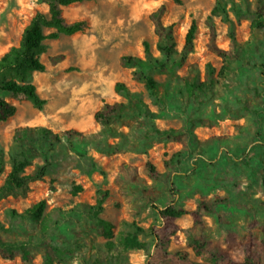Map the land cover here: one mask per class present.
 <instances>
[{
  "label": "rangeland",
  "instance_id": "374dc122",
  "mask_svg": "<svg viewBox=\"0 0 264 264\" xmlns=\"http://www.w3.org/2000/svg\"><path fill=\"white\" fill-rule=\"evenodd\" d=\"M252 1L94 0L65 9L67 21L87 20L89 29L45 42L47 69L34 73L33 83L47 105L37 111L29 101L10 99L17 114L0 123V189L14 159L28 157L27 174L49 162L44 180L32 183L26 197L0 192V235L18 246V256H0V264H45V242L67 251L57 264L243 263L253 242L264 264V30L253 27ZM219 3L232 22L222 14L214 19L217 46L231 53L226 60L208 48L206 20ZM162 5V22L173 26L177 47L171 59L158 48L150 19ZM37 12L48 13L39 0H0V58L19 46ZM192 22L198 28L195 50L183 61ZM123 56L140 63L123 68ZM209 71L216 89L191 96L184 81L205 82ZM134 74L153 77L158 95L151 96ZM118 83L127 90L117 91ZM135 96L144 101L150 120L95 122L104 102L128 103ZM152 127L184 130L185 137L164 141ZM32 129L49 130L61 142H47ZM71 129L87 140L71 144L63 137ZM148 164L159 172L157 180L150 178ZM41 201L47 203L45 215L34 222L26 210ZM201 203L213 207L203 213L202 227L186 215L172 241L150 235L163 208L193 211ZM96 214L113 224V242L137 235L146 249L109 250ZM23 250L31 263L23 260Z\"/></svg>",
  "mask_w": 264,
  "mask_h": 264
},
{
  "label": "trees",
  "instance_id": "16d2710c",
  "mask_svg": "<svg viewBox=\"0 0 264 264\" xmlns=\"http://www.w3.org/2000/svg\"><path fill=\"white\" fill-rule=\"evenodd\" d=\"M91 1L94 0H39L40 3L48 8V13L37 12L25 27L19 46L11 48L0 58V123L8 121L17 114L18 107L15 103L10 102V99L17 103L29 101L37 111H42L47 105V100L41 97L33 83V74L44 73L47 69L45 63L42 61V55L46 52L45 42L48 40H58L62 35L73 36L86 32L89 29V22L87 20L69 22L64 16V11L72 5ZM175 1L180 3V0ZM229 1L233 2V0ZM165 13L166 6L162 5L150 15V19L154 23L155 33L158 36V48L168 59H171L177 53V47L174 41L173 26H165L162 22V17ZM251 13L254 16L252 20L253 27L264 30V0H253ZM220 14L224 15L227 23L232 25L224 4H217L206 20L209 29L208 48L226 60L231 57V53L217 46V29L214 19ZM197 29V24L192 22L186 32L185 43L181 50L183 61L195 50ZM144 47L147 57L150 58L149 43L145 42ZM139 63L140 60L133 56H123L120 58V66L123 68L136 67ZM220 75L223 76V74ZM134 78L145 81L146 89L151 96L158 95V83L153 77L134 74ZM217 85L218 81L212 71H209L208 79L205 82L201 83L194 79H186L184 81V86L191 96L210 93L216 89ZM116 90L126 91L127 89L124 84L118 83L116 84ZM132 116L143 118L146 121L150 120V111L140 97H130L128 103L104 102L101 109L94 114V120L98 124L106 125L114 121L130 119ZM151 129L157 138H161L164 141L182 142L183 137H185L184 130L160 131L155 127ZM37 131L40 132L38 135L47 142H61V136L53 134L49 130L32 129L29 132L33 134V132ZM63 135L71 144L75 145L88 138L87 135L72 129L63 132ZM28 166H30V162L26 155L21 160L14 159L11 171L7 175L0 192L26 197L31 190L30 185L32 183L44 180L47 175L49 162L40 166L31 174L26 173ZM148 168L150 178L157 180L159 172L156 167L148 164ZM219 203L221 202H215V204ZM46 208L47 203L41 201L26 210V214L32 221L39 222L44 218ZM212 208L209 204L201 203L195 210L189 211L182 207L169 205L158 212L159 224L151 226L149 233L155 241L161 243L170 242L180 232L177 222L183 216L189 215L192 218L193 226L199 228L203 226V213L212 212ZM94 219L97 228L108 240L106 245L109 250L122 254L130 249H146V244L140 242L137 235L124 237L118 242H113L111 240L114 235L113 224L98 217L97 214L94 216ZM140 231L142 232V230ZM200 247L195 248L198 255L200 254ZM44 248L45 264L61 263L67 255V251L61 250L47 242H45ZM17 251L18 246L5 242L0 235V256L4 260H14L18 256ZM22 255L26 263L32 262L27 251L23 250ZM231 264H260L255 255L254 243L250 242L246 248V260L243 263L232 262Z\"/></svg>",
  "mask_w": 264,
  "mask_h": 264
}]
</instances>
